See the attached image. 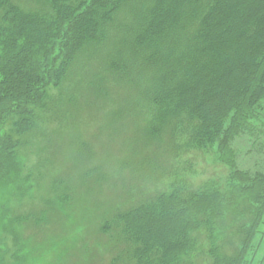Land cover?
<instances>
[{"label":"trees","instance_id":"obj_1","mask_svg":"<svg viewBox=\"0 0 264 264\" xmlns=\"http://www.w3.org/2000/svg\"><path fill=\"white\" fill-rule=\"evenodd\" d=\"M115 88L128 100L120 109L99 99L113 103ZM263 100L264 0H0L2 244L44 218L45 209L16 214L9 202L52 167L50 139L86 118L97 124L101 109L110 128L135 109L143 141L163 142L171 159L215 147L227 171L196 188L193 173L159 172L166 184L102 230L123 238L133 264H205L204 254L207 264H245L263 231L264 172L239 168L231 140L255 127ZM149 164L151 177L158 162Z\"/></svg>","mask_w":264,"mask_h":264},{"label":"rangeland","instance_id":"obj_2","mask_svg":"<svg viewBox=\"0 0 264 264\" xmlns=\"http://www.w3.org/2000/svg\"><path fill=\"white\" fill-rule=\"evenodd\" d=\"M112 96L113 103L109 98H99L100 102L120 109L128 101L116 88ZM129 112L113 121L110 128L106 112L101 109L96 115L97 124L86 118L83 123L64 127L62 134L50 139L52 167L29 180V189L26 184L21 186L9 202L10 210L16 214L27 208L36 212L45 209L44 218L40 225L29 221L18 230L9 228V242L5 245L0 235V264H133L127 262L123 238L115 231L102 230L117 211L152 193L161 186L160 182L166 184L164 180L156 181L157 173H177L175 166L181 170L179 176L193 173L189 176L193 188L205 179H221L226 174V167L216 162L215 147L171 159V154L162 150L163 142L143 141L144 120L136 115L137 110ZM258 112L259 120L252 121L255 127L238 132L231 140L237 166L251 173L264 172V100ZM80 144H85L86 151L77 153ZM22 154L30 163L35 161L32 153L23 150ZM151 161H157L158 168L149 177ZM121 162L132 169H121ZM27 189L22 198L20 192ZM61 192L68 198L52 196ZM45 200L49 207L44 206ZM10 227H15L12 221ZM230 243L225 242L226 251ZM197 260L207 264L210 258L204 254ZM245 264H264V225L251 243Z\"/></svg>","mask_w":264,"mask_h":264}]
</instances>
